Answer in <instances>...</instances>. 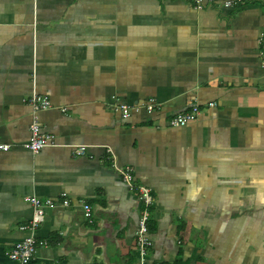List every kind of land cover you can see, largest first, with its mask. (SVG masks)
Masks as SVG:
<instances>
[{
    "label": "crops",
    "instance_id": "0c3cea01",
    "mask_svg": "<svg viewBox=\"0 0 264 264\" xmlns=\"http://www.w3.org/2000/svg\"><path fill=\"white\" fill-rule=\"evenodd\" d=\"M227 1L0 0V264L32 194L71 203L47 209L31 264H141L114 157L152 191L146 264H264V0ZM33 88L58 143L37 154ZM152 97L153 114L114 109Z\"/></svg>",
    "mask_w": 264,
    "mask_h": 264
},
{
    "label": "built area",
    "instance_id": "2783aa9c",
    "mask_svg": "<svg viewBox=\"0 0 264 264\" xmlns=\"http://www.w3.org/2000/svg\"><path fill=\"white\" fill-rule=\"evenodd\" d=\"M214 0H193L197 8H203L205 3H212ZM226 5H231V1L225 2ZM28 103L32 108V122L30 124V138L24 143V147L33 154L39 153L43 148L48 146H55V135L51 132L45 131L43 124L39 118V112L51 106L50 98L40 93L36 88H33ZM145 108L147 113L153 114L160 108V104L156 98L152 97L143 102V104H130L123 100H117L114 109L119 111L123 117H129L133 112L140 111ZM200 106L193 105L189 110L176 114L171 118V125L178 127L186 125L196 120L200 114ZM10 144H0V148L8 150ZM112 152V149L109 148ZM78 155L85 153L83 146H78L75 150ZM116 173L120 176L122 181L131 189L136 190L138 194V201L140 204V214L135 232L136 247L138 248L141 264H146L149 247L152 244V239L149 229V221L151 217V206L153 204V196L151 188L145 184H137L135 182V171L131 165H121L114 157L113 162ZM33 205V214L31 220L22 226V229L27 231V235L17 243H15L10 250L8 256L10 259L16 261L18 264H30L35 257L40 240L37 236L38 229L45 222L47 209L60 204L62 206H69L70 200L64 198L57 200L55 198H47L42 200L38 196L32 194L26 197ZM83 212L87 219L92 220L94 217L92 206L86 202L83 204Z\"/></svg>",
    "mask_w": 264,
    "mask_h": 264
},
{
    "label": "trees",
    "instance_id": "16d2710c",
    "mask_svg": "<svg viewBox=\"0 0 264 264\" xmlns=\"http://www.w3.org/2000/svg\"><path fill=\"white\" fill-rule=\"evenodd\" d=\"M31 264V263H30Z\"/></svg>",
    "mask_w": 264,
    "mask_h": 264
}]
</instances>
